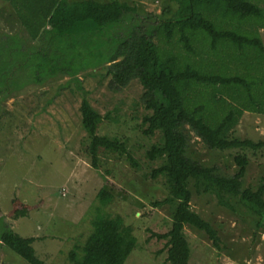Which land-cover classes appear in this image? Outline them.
I'll return each mask as SVG.
<instances>
[{
  "label": "trees",
  "instance_id": "trees-1",
  "mask_svg": "<svg viewBox=\"0 0 264 264\" xmlns=\"http://www.w3.org/2000/svg\"><path fill=\"white\" fill-rule=\"evenodd\" d=\"M0 1L10 11L0 23V33L13 34L12 41H18L11 67L31 61L37 71L32 81L60 71L78 81L77 73L89 67L77 65L85 48L96 57L95 51L105 53L109 42L113 47L107 46L108 53H100L97 63H108L109 86L122 89L134 80L142 85L144 112L135 115L140 121L136 126L158 137L145 155L159 161L151 177H163L167 188L165 197L153 204L168 206L171 216L169 230L152 235L166 240L168 262L190 264L187 226L206 233L221 249L216 225L193 208L195 196H214L220 205L242 211L246 218L254 216L255 228L264 229V176L256 186L245 183L249 154L264 150V140L236 134L246 111L264 114L263 6L254 0H176L175 9L164 8L162 19L144 27L138 19L128 23L138 14L127 0ZM108 30L116 36L104 38L100 31ZM8 73L15 76L14 71ZM80 110L87 155L95 169L101 168V154L109 153L137 166L130 137L100 133L105 118L121 122L120 116L102 114L88 98H83ZM194 137L216 157L227 154L226 169L196 155ZM97 198L94 232L83 245L74 246L67 264H125L138 246L123 216L104 209L112 193L101 188ZM1 241L28 264H45L33 246L34 237L7 227Z\"/></svg>",
  "mask_w": 264,
  "mask_h": 264
},
{
  "label": "rangeland",
  "instance_id": "rangeland-1",
  "mask_svg": "<svg viewBox=\"0 0 264 264\" xmlns=\"http://www.w3.org/2000/svg\"><path fill=\"white\" fill-rule=\"evenodd\" d=\"M127 1L136 7L138 14L128 23H137L138 19L144 27L162 19L164 8L177 7L176 0ZM254 1L264 7V0ZM0 2V21H4L10 15L9 6ZM261 32L264 39V29ZM3 33H0L3 68H0V264H28L1 241L7 227L24 237H34L33 246L45 264L69 263L74 246L83 245L94 232L92 219L100 206L97 194L101 188L113 195L104 209L112 215H122L138 239V246L125 264H171L167 261L166 240L152 235L167 232L171 216L168 206L153 204V200L165 197L167 188L163 177H151L159 161H150L145 155L158 137L145 135L136 126L140 121L135 115L144 112L140 103L142 85L134 80L122 89L109 86L108 63L97 64L100 53L106 55L113 47L109 42V48H103L105 53L95 51L96 57L85 48L86 53L77 60V65L89 67L77 73L78 81L72 74L61 71L32 81L37 71L30 66L31 61H26L24 67L17 63L11 67L18 41H12L13 34ZM100 33L104 38L116 36L111 30ZM80 51L83 53V49ZM9 71H14L15 76L10 78ZM83 98H88L102 114L110 112L113 117H121V122L105 118L100 133L130 137L137 166L127 157L113 153L101 154L100 169L92 166L86 149L87 134L82 128ZM236 134L264 140V114L246 111ZM193 141L196 155L226 169L227 154L216 157L198 138ZM249 155L252 159L245 183L256 186L264 176V150ZM192 205L216 225L221 249L214 246L206 233L187 226L192 246L190 264H264V229L255 228L254 216L246 218V213L220 205L214 196H195ZM238 213L244 214L243 218Z\"/></svg>",
  "mask_w": 264,
  "mask_h": 264
},
{
  "label": "crops",
  "instance_id": "crops-1",
  "mask_svg": "<svg viewBox=\"0 0 264 264\" xmlns=\"http://www.w3.org/2000/svg\"><path fill=\"white\" fill-rule=\"evenodd\" d=\"M0 23L4 24V22H2V21Z\"/></svg>",
  "mask_w": 264,
  "mask_h": 264
}]
</instances>
